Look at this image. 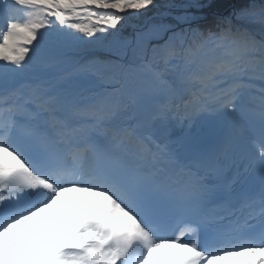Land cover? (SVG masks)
Instances as JSON below:
<instances>
[{
    "label": "snow or ice",
    "instance_id": "6c2138e0",
    "mask_svg": "<svg viewBox=\"0 0 264 264\" xmlns=\"http://www.w3.org/2000/svg\"><path fill=\"white\" fill-rule=\"evenodd\" d=\"M159 7L0 0V264H264V0L122 36Z\"/></svg>",
    "mask_w": 264,
    "mask_h": 264
}]
</instances>
